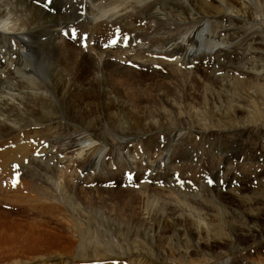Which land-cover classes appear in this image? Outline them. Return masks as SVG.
Segmentation results:
<instances>
[{
	"label": "rangeland",
	"instance_id": "374dc122",
	"mask_svg": "<svg viewBox=\"0 0 264 264\" xmlns=\"http://www.w3.org/2000/svg\"><path fill=\"white\" fill-rule=\"evenodd\" d=\"M87 1L83 0L84 4L89 6ZM206 1L210 3L212 0ZM232 1H235L234 5L241 11H235L242 17L240 20L236 19L237 23L230 19H225L223 22L214 17L222 13L223 7L217 3V0L210 3L219 11L209 14L214 17L210 19V25L212 36L216 40L212 39V46L207 42L200 43L198 49L207 51L210 47L217 48L218 45L219 51L216 49L217 53L213 54L215 56L213 66H208L206 61L203 63L202 60L196 63V67L198 64L203 74L199 70L196 71L195 80L188 81L189 79L182 76L191 71V68L182 64L177 66L181 69L179 73L182 72L177 75L178 72H173L172 68H162L160 65L140 67V64H130L129 61L122 65L125 69L139 73L137 82L131 78L129 72H123L112 80L110 90L120 86L124 95L130 94L128 95L131 97L130 102L132 99L135 100L136 95L147 97L148 101L143 102L146 107L163 108L158 99L160 94L168 96L171 100L181 96L182 100L177 101L181 108L177 110L172 121H164L163 128L139 131V129L126 130L108 124L103 126L102 122L106 123L104 111L97 104L93 106L94 117L86 124H81L65 114L58 102L50 105L51 110H55L56 116L50 121H45L43 125H51L52 134H60L61 137L63 136L62 139L66 138L64 151L59 154L52 151L46 158L52 167H56L53 177L47 174L43 176L41 182L38 180L33 182L28 173L24 176L16 174L27 184L16 187L17 190L11 191V194H1L3 199H10L12 202H0V257L11 250L18 251L21 256L28 254L32 244L31 238L30 244L19 245L12 240L15 232L18 231V225H21L20 231L26 228L24 224L46 228L54 235L63 238L64 242L70 245L68 248L70 253L60 254L57 257L32 256L31 261L30 258L18 257L13 262L7 259L0 260V264H57L58 262L83 264L79 261L84 258L88 260L85 264H264V234H260L261 230L258 229L260 231L255 234L256 236L243 239L237 232V230L248 231L254 225L258 228L264 223V212H258V209L264 210V25L255 19L264 15V0ZM79 2L80 0H53V5L56 3L59 7L67 6L68 10L72 6L73 8L77 6L75 10L66 14V17L73 20L65 25H73L78 21L76 24L78 31L81 35H91L90 42H95L97 51L108 53L120 47L117 45L110 46L108 50L103 49L117 31H121L123 37L130 36L127 46H121L123 49L129 51L139 47L140 36L132 37L136 30H141L139 27L118 26L119 28L103 29L97 33L90 31L85 23L87 21L85 7ZM147 5L137 3L133 8H142V6L145 8ZM195 10L197 8L196 5H192V0H166L162 15L170 16L163 18L159 15V19L154 12L153 20L158 17L155 22L157 24L160 21L173 20L172 22L185 24L187 29H191L192 27L189 26L198 25L203 19ZM225 22L229 26L219 31L218 26L221 27ZM169 27L171 26L163 27V31L155 37L157 46L163 48L164 52H168L169 45L176 40L174 34L184 35L182 28L179 30ZM63 39L71 43L64 36ZM217 42L222 44H216ZM71 45L75 47L74 49L87 52L86 54L90 53V49L82 50L79 43L75 45L72 42ZM174 50L176 51L177 48ZM44 51V47H41L35 50L34 54ZM91 55L95 56V52ZM64 65L61 66L62 70ZM203 65L208 66L207 70L211 74L209 71L206 72ZM85 68L87 77L90 76L91 79L92 66L87 64ZM98 73L99 71H95V76H98ZM73 74L76 75V71ZM213 74L227 79L231 86L229 88L226 86L225 89L220 84H214L204 78V75L210 77ZM68 78L71 79V76ZM76 86L80 87L81 83ZM112 96L115 97L116 93L113 92ZM128 96L124 98L126 102L129 101ZM218 98L221 103L224 102L216 115L211 114L212 117L200 114L199 116V110H204V106H208V109L213 108L212 104L220 106V102H217ZM188 103L195 107L193 111L197 112L198 116L185 112ZM113 112L117 114L118 108H114ZM190 115L194 118H189ZM132 117L134 116L125 111L121 115L122 120L112 123L128 122ZM92 120L94 123H91ZM188 120L191 121L189 124ZM120 124L122 123L115 126ZM83 135L94 139L96 147L93 145L94 148L82 152L81 148L85 146L82 143L75 148L68 145L73 136L84 140ZM174 137L178 139L179 147L177 146L178 149L170 155V158L165 147ZM153 139L154 145L146 151L145 143ZM103 149L109 152L107 151V156L105 155L104 158L106 169L100 171L98 169L102 165L98 166V155L105 153ZM143 149L146 151L145 155L147 152L152 153L151 167L156 172L153 177L159 178L156 181L146 180L143 173L136 176L138 171H131L129 168V161L133 166L141 161L139 156ZM137 163L135 166H138ZM140 164L142 168L145 167L144 164ZM89 172L91 175L88 174ZM129 174L135 176V181H129ZM56 175L58 176L55 184L47 180L55 178ZM97 175L102 177L98 183H94ZM181 181L183 184L180 183ZM78 185L81 188L80 192H86L79 193L76 189ZM97 188L103 189L97 190ZM35 189L50 196H58L61 193L62 202L68 207L66 213L62 210L60 214L40 212L38 215L40 210L37 212L35 206L39 201L36 200L38 194ZM126 191L135 195V200L132 201L131 195ZM26 196L34 200L30 198L29 201ZM23 198L27 202L23 201L25 200ZM94 201L96 204L93 205ZM148 201L171 203L170 219L158 217L154 208L147 209L145 202ZM28 202L36 212L29 211L25 206H29ZM40 206L41 203L38 209ZM174 210L176 216L173 215ZM145 211L148 215L145 216L146 220H142ZM179 215L185 216L184 220L174 228L172 223L177 217L179 218ZM258 218L261 222H253ZM196 221H201L206 228V231L203 228L200 236L196 234L198 230ZM20 222L22 224H19ZM13 224L17 225L11 227ZM236 236L241 237L239 241L235 239ZM96 258L103 259L99 263L90 262ZM19 259H24L22 260L24 263Z\"/></svg>",
	"mask_w": 264,
	"mask_h": 264
},
{
	"label": "bare ground",
	"instance_id": "6f19581e",
	"mask_svg": "<svg viewBox=\"0 0 264 264\" xmlns=\"http://www.w3.org/2000/svg\"><path fill=\"white\" fill-rule=\"evenodd\" d=\"M217 1V3H219L223 8H220L222 13L216 14L214 17L221 19L223 22L225 19H230V21L232 20L234 23H237L236 19L240 20V18H242L239 14L241 11L234 5L236 4L235 1ZM36 3L45 4L49 8V11L43 10L40 6L36 5ZM79 3L85 7V17L87 20L85 23H87L89 26L88 29L92 32L97 33L99 30H112L114 28L123 26L141 28V30H136L132 35L134 38L140 36L139 40H141L139 41V47L128 51L120 46L113 49V51L110 50L108 53H106L97 51L96 46H89L90 53L86 54L87 52L84 53L83 51L74 49L75 47L71 45L70 42L63 39L62 35L64 30H70L71 26H76H66L65 24H70V22L73 20L69 17H66V14L71 10H75L77 6H74V8L72 6V8L68 10L67 6L59 7L56 6V3L53 5V0H47V2H45V0H39V2L38 0H0V202H12L10 199H3L1 194H11V191L17 190L16 187H22L27 184L23 181L24 179H22L21 176L16 174L24 176L26 173H28L31 176L33 182L35 180L41 182L43 176L51 174L50 176L53 177L56 173V167H52V165L46 161V158L52 151H55V153L57 152L58 154L63 152L65 147L64 145L66 144V138L62 139L63 136L61 137L60 134H52L51 125H43L45 121H50L56 116L54 113L55 110H51L52 107H50V105L52 106V103L58 102L65 114H68L74 118L76 122L81 124H86L88 120H91V118L94 117L95 110H93V106L95 107L97 104V106L102 111H104V118L106 120V123L102 122L101 125L108 124L114 127L124 128L126 130L139 129V131H144L145 129L148 131L155 130L156 128L161 129L164 126L165 120L172 121L173 118H175L177 110L181 108L177 103L178 100H182L181 96L171 100L168 96L160 94V98L158 99L159 102L161 101L162 105L164 106L163 108H154L152 106L146 107L143 102H147L148 98L144 96H133L135 97V100L132 99V102H130L131 97L128 96L130 95L128 94L127 96L129 101L127 100L126 102L124 98L126 99L127 96L124 95V92L120 86L116 89L111 88L110 90L109 87L112 83V80L123 72H129L131 78L136 81L139 73H136L131 69H125L122 63H127L129 61L135 64H140V67H152L160 65L162 68H172L173 72H178L177 75L182 73H179L181 69H179L180 67H177L178 64H182L185 67L191 66V71H189L188 74L186 73L182 75L189 79L188 81L195 80L194 77L196 76L194 75L200 68L198 64L196 67V63L199 60H202L201 62L207 61L208 66H213V64H215L213 60V54L216 52V49L219 48L218 45H216L217 48L215 47L213 49L210 47V49H207V51H201L198 49L200 43L207 42L210 44V46H212V39L216 40V38L212 36L210 25V19L214 17L210 16L209 14L219 11L213 8L212 4L206 0H192V5H196L197 8L195 12H198L203 19H201L199 22L200 24L189 26L192 27L191 29H187V27L184 26L185 24H179L175 21L172 22L173 20H165V22L160 21L158 24L155 23L159 15L163 18L170 16L162 15L166 5V0H88L87 4H89V6H86L83 0H80ZM137 3H140V5L146 3L148 5L145 8H143L144 5L142 8H133ZM236 10L239 12L236 13ZM154 12L156 16L158 15L155 20H153ZM255 19L257 22H260L261 25H264V15L257 16ZM170 22L171 25H169ZM166 26H171L169 27L170 29L180 30V28H182L184 30V35H180L179 33L174 34L176 35V40H174L173 44L169 45L168 52H164L162 50L163 48L160 49L157 46V40L155 39V37L161 31H163V27ZM88 35L90 41L91 35ZM216 44L222 43L217 42ZM41 47H44L45 51L35 55V50ZM176 48L177 50L175 51L174 49ZM92 52H95V56L91 55ZM175 56L177 57L176 62L167 61L168 58ZM63 64L65 65L64 69L62 70L61 66ZM87 64L91 65L93 69V74H90L91 79L90 76L87 77L85 68V65ZM208 66L205 65L204 68L207 70ZM75 71L77 73L76 75L73 74ZM95 71H99L98 76H95ZM208 71L209 70L206 72L208 73ZM201 73L203 74V72ZM209 73L211 74L210 71ZM68 76H71V79H69ZM204 78L206 80H211L214 82V84H220L224 88L226 86H228L226 88L231 86L227 79L214 76V74L210 77L204 75ZM80 83L81 86L77 87L76 85ZM113 92L116 93L115 97L112 96ZM219 99L220 98H218L217 102L221 101ZM223 102H220V106H216L217 104H212L213 108L211 109H208V106H204V110H199V116L200 114L209 116L211 114L216 115L217 111L221 110ZM142 104H144V106ZM114 108H118L117 114L113 112ZM194 109L195 107L191 106L189 103L187 106H185V112L187 114H196V116H198L197 112L193 111ZM125 111L134 117H132L128 122L112 123L114 121L122 120L121 115H123ZM91 114L93 116H91ZM189 118L192 119L194 116L190 115ZM190 122L191 121L189 120L187 121L188 124ZM91 123H94V121L92 120ZM119 123L122 124L115 126ZM51 124L53 125V123ZM124 129H122V131H126ZM75 137L76 136L72 137V140L68 142V145L72 148H75L83 144L85 146L81 148L82 152L89 150L91 147L94 148L93 145L96 144L94 139L88 135L82 136V139L84 140H81L78 136L76 139ZM177 142L178 139L174 137L172 142L165 147L168 157H170V155L178 149L177 146L179 147V144ZM154 143V139L152 141L146 142V151H148L154 145ZM68 149L70 150L71 148ZM103 151L105 152L104 154H101L100 156L98 155V166L102 165L101 168L98 169L100 171L102 169L105 171L106 169V166H104V158L106 153L109 152L108 150L104 149ZM146 151L143 149V152L140 154L139 159L141 161H139V163L136 162L138 166H135L136 163L133 166L129 161V168L131 171H138V173L135 174L136 176L143 173L146 180L148 179L151 181H156L159 178L156 179L153 177L154 173L156 172H154V168L152 169L151 167L150 159L152 157V153L147 152L145 155ZM140 163L144 164L145 167L143 166L144 168H142ZM171 163L172 162H170V164ZM168 165L169 163L166 166L168 167ZM88 174H90V172ZM57 176L58 175H56L55 178H50L47 180L55 184ZM13 177L17 178L18 183L13 184ZM100 177L97 175L94 183H98V181L101 179ZM23 178L26 179V177ZM59 187L62 189L61 185ZM76 189L79 191L81 189L80 185H78ZM102 189L103 188H97V190ZM36 191L38 194L36 200L39 202L35 207L37 208V212L40 210L38 215H40V212L42 214L47 212L60 214L62 213V210H64L63 212L66 213L68 207H66L62 202L61 193H59L58 196H50L44 194L40 190ZM83 192L86 191H79V193L82 194ZM126 193L131 195L130 199L132 201L135 200V195L133 196L130 191H126ZM122 194H120V196H122ZM132 196L134 198H132ZM27 198L28 196H26V199ZM30 198L34 200L32 197H29L27 200L30 201ZM26 199L23 201H26ZM149 201L145 202L147 209L151 210L154 208V210L156 209V214L158 213V217L170 219L169 211L172 210L171 203ZM40 203L41 206L40 209H38ZM94 203L95 201L92 204L94 205ZM46 204L50 205L47 206ZM28 205L29 206H25L29 209V211L35 210L34 207H31L32 204L30 205L29 202ZM104 205L102 208H104ZM242 205L244 204L242 203ZM258 210V212H264V210ZM145 212L146 213L143 219H140L146 220L145 216L148 215V212ZM173 215L176 216L175 210ZM184 217L185 216L183 215H179V218L177 217L176 221H173V227L175 228L177 224H181L184 220ZM258 219H255L253 222H261V219ZM19 224L22 223L20 222ZM195 224L198 226V230H196L197 236L202 235L203 228L206 231L204 224H202L201 221H196ZM14 225L17 224H13L11 227H14ZM24 225L26 228L20 231L19 226L21 225H18V233L15 232L16 234L13 236L12 240H14V242L19 245L21 243L30 244L29 239L31 238L32 244H30V250L27 252L28 254L21 256L18 251L11 250L7 254L1 256L0 260L7 259L13 262V260L17 259L18 257H26L30 258L29 260L31 261L32 256H34V258L35 256L43 255L47 257H52L51 255H54L57 257L58 255L60 256V254L67 255L70 253L68 250L70 245L64 242L63 238L54 235L53 232L47 230L46 228L44 229L32 224ZM258 229L262 231L261 232L259 230L260 234L262 233L263 235L264 223L261 227L259 226L257 228V225H254V227H250L248 231L237 230V232L242 236L243 239L246 237L256 236L255 234L259 233ZM236 237L237 238L235 239L238 241L241 238L239 236ZM101 259L103 258H100L99 260L96 258V260L90 262L99 263ZM22 260L24 261V259ZM22 260L19 259L21 262ZM245 260L247 263H249L247 258ZM79 262L85 264L88 262V260L84 258ZM57 264L62 263L58 262Z\"/></svg>",
	"mask_w": 264,
	"mask_h": 264
},
{
	"label": "snow or ice",
	"instance_id": "6c2138e0",
	"mask_svg": "<svg viewBox=\"0 0 264 264\" xmlns=\"http://www.w3.org/2000/svg\"><path fill=\"white\" fill-rule=\"evenodd\" d=\"M38 2H39V0H38ZM45 2H47V0H45ZM65 34L67 35L68 33H65ZM112 43L115 44V43H117V41L113 40ZM84 46H85V47L87 46V43H86V42H85ZM106 46H107V45H106ZM128 179H129V181H135V176L132 175V174H129V175H128ZM180 183L183 184L182 181H181Z\"/></svg>",
	"mask_w": 264,
	"mask_h": 264
}]
</instances>
